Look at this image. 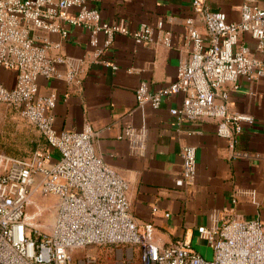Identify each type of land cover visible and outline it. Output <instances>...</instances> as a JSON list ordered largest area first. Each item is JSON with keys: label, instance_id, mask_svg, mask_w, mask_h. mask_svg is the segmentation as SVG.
Here are the masks:
<instances>
[{"label": "built area", "instance_id": "obj_1", "mask_svg": "<svg viewBox=\"0 0 264 264\" xmlns=\"http://www.w3.org/2000/svg\"><path fill=\"white\" fill-rule=\"evenodd\" d=\"M193 7L202 16L205 33H200L193 19L186 20L191 52L180 65L176 81L157 91L141 82L136 90L137 108L151 105L158 109L164 100L181 96V105L172 108L171 115L181 123L215 121L218 136L235 149L254 118L229 111V88L237 87L241 78L264 80V63L241 42V36L249 34L257 52L264 54V5H243L238 23L228 22L225 13L209 11L204 0H193ZM65 25L88 32L93 48L90 57L74 61L50 55L60 44L47 38L41 41L37 33L67 39ZM163 25L160 22L159 28ZM119 35L133 38L138 45L154 42L150 26L134 32L124 22H106L88 0H0V73L5 70L16 75L13 88L0 78V105L16 111L47 145L36 148L30 158H13L0 150V264H107L97 257L78 260L74 255L75 250L95 246L129 247L138 255L136 264H264V223L233 213L221 220L216 232L198 229L200 238L213 250L210 260L186 241L161 246L152 224L139 226L133 220L129 183L98 155V133L90 125L81 132L56 129L53 110L57 97L40 96L38 79L78 86L83 82L85 63L118 70L107 56ZM163 43L172 46L170 34ZM147 137L148 129L143 126L125 129L119 139L143 144ZM181 156L180 177L147 176V181L175 189L191 185L196 175V148L185 147ZM36 194L56 200L46 235L32 232L27 218Z\"/></svg>", "mask_w": 264, "mask_h": 264}, {"label": "crops", "instance_id": "obj_2", "mask_svg": "<svg viewBox=\"0 0 264 264\" xmlns=\"http://www.w3.org/2000/svg\"><path fill=\"white\" fill-rule=\"evenodd\" d=\"M88 2L101 12L106 22H124L134 32L143 25L150 26L154 42L138 45L133 38L119 35L107 56L118 70L85 63L81 85L40 77L38 93L57 97L53 110L57 130L81 132L90 125L98 133V155L129 183L130 214L137 225L152 224L155 240L163 247L186 241L204 258L212 257L211 248L200 238V227L216 232L221 220L232 213L264 223V80L241 78L237 87L229 88V111L254 118L253 125L245 126L235 149H230L227 141L218 136L215 121L181 123L171 115V109L181 105V96L164 100L158 109L151 105L139 109L136 90L141 82L149 83L150 90L157 91L176 81L180 65L191 52L185 22L193 19L204 34L202 16L195 12L193 0ZM204 3L209 11L225 13L228 22L238 23L243 5L263 7L264 0H204ZM160 22L164 24L162 28ZM65 27L69 31L67 39L58 34L37 33L41 41L47 38L60 44V49L50 55H63L74 61L90 57L93 48L88 32L80 27ZM166 34H170L171 47L163 43ZM241 42L264 63V54L257 52L249 34H243ZM1 80L6 87L13 88L16 75L12 79L9 73L6 81ZM143 126L148 129L145 143L119 139L125 129ZM28 127L37 134V139L31 141L34 150L46 148L45 139L35 128ZM187 146L196 148L197 157L191 185L175 189L147 181V176L180 177L181 154Z\"/></svg>", "mask_w": 264, "mask_h": 264}, {"label": "rangeland", "instance_id": "obj_3", "mask_svg": "<svg viewBox=\"0 0 264 264\" xmlns=\"http://www.w3.org/2000/svg\"><path fill=\"white\" fill-rule=\"evenodd\" d=\"M9 73H11L13 79L15 74L13 72ZM9 73L2 70L0 78L6 81ZM36 139L37 134L35 130L33 132V129L28 127L16 111L5 105H0V150L2 152L17 153L22 158H30L34 150V142L31 141H35ZM55 201L53 197H42L40 194H36L34 200L27 208V218L32 232L37 230L43 235L50 232ZM74 255L78 260L84 259L86 256L97 257L107 264H136L138 261L137 253H133L129 247L95 246L75 250ZM205 258L208 260L212 259L213 250L212 257L206 255Z\"/></svg>", "mask_w": 264, "mask_h": 264}, {"label": "trees", "instance_id": "obj_4", "mask_svg": "<svg viewBox=\"0 0 264 264\" xmlns=\"http://www.w3.org/2000/svg\"><path fill=\"white\" fill-rule=\"evenodd\" d=\"M6 154L13 157V158H22V157L18 156L17 153L8 152Z\"/></svg>", "mask_w": 264, "mask_h": 264}, {"label": "bare ground", "instance_id": "obj_5", "mask_svg": "<svg viewBox=\"0 0 264 264\" xmlns=\"http://www.w3.org/2000/svg\"><path fill=\"white\" fill-rule=\"evenodd\" d=\"M52 221H53V219H52Z\"/></svg>", "mask_w": 264, "mask_h": 264}]
</instances>
